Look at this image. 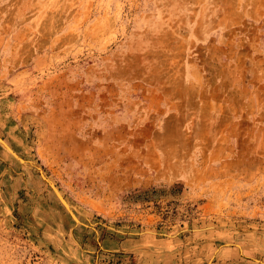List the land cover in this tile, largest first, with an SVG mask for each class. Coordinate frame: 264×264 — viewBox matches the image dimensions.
I'll list each match as a JSON object with an SVG mask.
<instances>
[{
  "label": "rangeland",
  "instance_id": "rangeland-1",
  "mask_svg": "<svg viewBox=\"0 0 264 264\" xmlns=\"http://www.w3.org/2000/svg\"><path fill=\"white\" fill-rule=\"evenodd\" d=\"M0 140V264H264V0H0Z\"/></svg>",
  "mask_w": 264,
  "mask_h": 264
},
{
  "label": "bare ground",
  "instance_id": "bare-ground-1",
  "mask_svg": "<svg viewBox=\"0 0 264 264\" xmlns=\"http://www.w3.org/2000/svg\"><path fill=\"white\" fill-rule=\"evenodd\" d=\"M0 141H1V140H0ZM2 141H3V140H2ZM4 144H5V143H4ZM4 146H5V145H4ZM9 151H10V150H9ZM10 152H11V151H10ZM19 159H20L22 162L24 161V160H22L21 158H19ZM24 162H25V161H24ZM36 167H37V166H36ZM43 178H45L44 175H43ZM47 181H48V180H47ZM48 183L52 184V183L49 182V181H48ZM52 185H53V184H52ZM53 186H54V185H53ZM54 190H55L57 196H60V197L62 198V196L59 194L58 190H57L56 188H55ZM56 190H57V191H56ZM63 198H64V197H63ZM63 198H62V199H63ZM63 201H64L63 203H65V205H67V206L69 205V204L66 202V200H63ZM69 206H70V205H69ZM70 209H71V207H70Z\"/></svg>",
  "mask_w": 264,
  "mask_h": 264
},
{
  "label": "water",
  "instance_id": "water-1",
  "mask_svg": "<svg viewBox=\"0 0 264 264\" xmlns=\"http://www.w3.org/2000/svg\"><path fill=\"white\" fill-rule=\"evenodd\" d=\"M41 175L43 176V174H42V172H41ZM49 185L52 187V189L54 190L55 189V187L52 185V184H50L49 183ZM57 191V190H56ZM54 192H55V190H54ZM56 193V192H55ZM57 195V194H56ZM59 197V199L62 201V202H64L63 201V199L60 197V196H58ZM64 205H65V203H64ZM66 206V205H65Z\"/></svg>",
  "mask_w": 264,
  "mask_h": 264
}]
</instances>
